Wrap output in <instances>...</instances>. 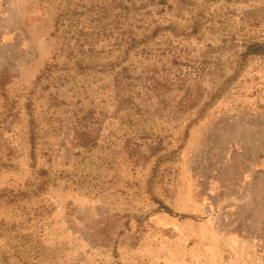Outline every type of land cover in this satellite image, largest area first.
Returning a JSON list of instances; mask_svg holds the SVG:
<instances>
[{"label": "rangeland", "instance_id": "1", "mask_svg": "<svg viewBox=\"0 0 264 264\" xmlns=\"http://www.w3.org/2000/svg\"><path fill=\"white\" fill-rule=\"evenodd\" d=\"M255 42L264 0H0V264H264Z\"/></svg>", "mask_w": 264, "mask_h": 264}, {"label": "trees", "instance_id": "2", "mask_svg": "<svg viewBox=\"0 0 264 264\" xmlns=\"http://www.w3.org/2000/svg\"><path fill=\"white\" fill-rule=\"evenodd\" d=\"M75 10L70 8H64L60 13H58L56 17V27L57 30L59 28V24L61 25L63 21L71 20V15H74ZM64 19V20H63ZM247 50L245 52L246 55H264V43L255 42L247 46ZM168 211L172 212L173 210L168 206H164Z\"/></svg>", "mask_w": 264, "mask_h": 264}]
</instances>
